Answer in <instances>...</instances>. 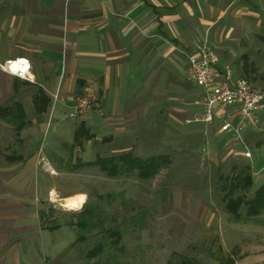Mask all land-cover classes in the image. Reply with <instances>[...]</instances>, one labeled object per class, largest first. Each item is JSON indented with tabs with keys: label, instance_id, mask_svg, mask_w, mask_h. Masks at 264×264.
I'll use <instances>...</instances> for the list:
<instances>
[{
	"label": "crops",
	"instance_id": "obj_1",
	"mask_svg": "<svg viewBox=\"0 0 264 264\" xmlns=\"http://www.w3.org/2000/svg\"><path fill=\"white\" fill-rule=\"evenodd\" d=\"M195 42H206L217 53L221 73L229 67L236 78L260 85L257 79L264 78V0H0V63L27 60L32 66L27 80L2 69L14 77L13 104L31 93L35 110L33 98L38 88L51 101L49 111L20 136L29 137L33 145L42 141L44 147L45 135L52 127L57 140L47 144L51 154L60 153L67 144L63 138L69 137L72 145L82 125L95 136L84 145L121 137L131 140L134 130L126 127L136 124L141 113L165 118L168 135L203 141L209 157L235 153L252 160L254 154L263 153L264 114L261 128L245 130L241 139L227 133L221 119L210 125L185 123L195 111L190 104L200 93L188 80L184 54ZM88 84L99 94L103 113L91 111L74 124L66 123L62 117ZM20 102L27 111L26 104ZM87 148L86 153H92ZM15 156L24 160L8 159L11 166L0 169V175H9L7 180L1 179L0 199L13 200L0 203L1 211H11L13 224L5 236L0 233L4 242L0 264H52L57 243L53 236L58 231L43 226L41 214L43 202L55 191L51 192L38 153H13L8 158ZM51 156L59 168L61 159ZM249 167L254 185L261 183L259 188L264 180L253 172L252 162ZM4 219L2 213L3 233ZM63 249L57 260L67 247Z\"/></svg>",
	"mask_w": 264,
	"mask_h": 264
},
{
	"label": "rangeland",
	"instance_id": "obj_2",
	"mask_svg": "<svg viewBox=\"0 0 264 264\" xmlns=\"http://www.w3.org/2000/svg\"><path fill=\"white\" fill-rule=\"evenodd\" d=\"M2 64L4 65L0 63ZM12 79L14 77L4 74L0 66V106L13 104ZM257 80L262 83L256 86L264 85V78ZM26 88L21 86L22 91H27ZM31 95H22L18 100L26 104L29 121L33 123L37 116L31 106ZM69 114L70 111L62 118L66 119V123L74 124L76 120L71 119ZM153 121L157 123L155 126L151 124ZM126 128L134 130L135 138L133 136L130 140L128 137H121L110 142H91L89 146L85 143L83 151H79V148L70 149L71 144L68 142L71 139L66 137L62 142L67 144L62 146L60 153L51 154L48 151V142L57 140L52 127L45 135L43 147L42 141L33 145L29 137L18 136L12 126L5 122L0 123V169L11 166L8 155L38 153L39 165L41 158L45 157L57 172L58 169L61 170L58 175H51L44 170L46 175H49L51 192L55 191L50 195H56L59 198L57 200H61L60 203L65 206L58 203L55 208L48 199L43 202L47 215L43 226L58 231L53 236L57 243L51 255L52 264L59 260L57 257L65 250L64 246L67 247L65 253L75 246V230L69 224L74 221L73 213L81 210L85 204L80 209L71 210L75 208L71 198L83 196L87 202L90 199L97 200L99 195L109 192L122 194L126 199L125 206L121 197L112 205L103 203L108 216L107 225L123 226L122 244L127 254L126 258L121 260L124 264H168L172 256L178 254L194 258L200 264H221L220 259L233 254L236 264H264V214L259 218L263 222H236L226 211L222 191L224 181L220 180V176L231 173L234 166H250L252 162L253 172H257L263 181L264 150L263 153L254 154L252 160L235 153H216L209 157V153H204L203 141L180 134L168 135L167 130L170 128L166 125L165 118L145 117L143 113L136 120V124ZM261 133V138L264 139V132ZM87 147L91 148L92 153H86ZM123 149L133 150L142 158L170 154L174 163L151 182L140 181L134 176L111 179L101 173L99 167L78 171L68 167L70 158H73L74 162L80 157L86 161H95L99 155L111 156ZM50 154L61 159L59 168L54 166L53 156ZM50 177L56 181H52ZM6 178H9V175H0V190L3 187L1 183L4 184L1 179L7 180ZM260 184L258 182L251 190L238 192L236 196L251 199ZM12 201V198L0 199L3 204H11ZM139 211L141 221L133 224L131 219L136 218ZM2 213L6 218L3 221L6 232L3 233L2 228L0 233L4 235L11 230L13 224L10 220V210L3 212L0 206V215ZM2 239L3 237H0V247L4 244ZM95 239H90L82 249H90ZM77 247L78 245L72 251L73 255L71 252L67 254L62 264H85L75 254Z\"/></svg>",
	"mask_w": 264,
	"mask_h": 264
},
{
	"label": "trees",
	"instance_id": "obj_3",
	"mask_svg": "<svg viewBox=\"0 0 264 264\" xmlns=\"http://www.w3.org/2000/svg\"><path fill=\"white\" fill-rule=\"evenodd\" d=\"M16 95H18V84L15 85ZM35 114L39 118L49 111L51 101L47 94L38 88L33 98ZM5 122L13 126L17 135L31 124L27 111L22 102L17 101L12 106L0 107V123ZM95 136L84 126H80L76 133L74 143L70 146L73 150L77 147L82 148L85 141L93 140ZM10 161H23V156L9 157ZM174 163L170 154H159L142 158L137 156L133 150H124L111 156H97L95 161L85 162L77 158L68 161V167L73 171L85 168L99 167L101 173L111 179L123 177H136L143 182L153 181L160 173L170 168ZM223 180L222 191L224 193L223 202L228 214L236 222L258 220L264 214V183L254 192L251 199L243 196H236L238 192L249 191L254 185L251 167H233L231 173L220 176ZM121 197L123 205H126L124 195L109 192L105 195H99L97 200H88L83 208L75 211L73 214L74 221L69 224L75 230L76 239L74 245H78L76 255L85 264H124L121 260L125 259L127 254L125 246L122 244L124 239L123 226H108V216L106 207L103 203L112 205ZM43 221L47 219L46 213L41 214ZM133 224L141 221V211L136 214V218L131 219ZM137 220V221H136ZM262 221V220H261ZM263 222V221H262ZM264 223V222H263ZM95 239L93 246L88 250H83L90 239ZM75 246L64 253L56 264H62L67 254L74 251ZM73 255V253H72ZM221 264H236L234 254L220 259ZM168 264H200L194 258L173 255Z\"/></svg>",
	"mask_w": 264,
	"mask_h": 264
},
{
	"label": "built area",
	"instance_id": "obj_4",
	"mask_svg": "<svg viewBox=\"0 0 264 264\" xmlns=\"http://www.w3.org/2000/svg\"><path fill=\"white\" fill-rule=\"evenodd\" d=\"M184 54L189 64L188 80L200 88V93L190 104L195 111L185 121L187 125H210L216 119H221L224 123V130L239 139L245 130L261 128L264 114V88L257 87L244 78H236L229 67L221 73L218 69L219 56L206 42L193 43ZM16 62L21 63L24 71L11 72L9 65ZM0 66L8 73L24 80L28 79V73L32 68L27 60L9 61ZM57 101L58 96L54 97L53 107ZM91 111L103 113L99 94L93 85L88 84L76 95L69 117L78 120ZM204 153L206 154L205 151ZM40 166L51 175H58L45 157L41 158ZM56 197L52 194L48 198L55 208L61 202ZM61 206L64 205L61 204Z\"/></svg>",
	"mask_w": 264,
	"mask_h": 264
},
{
	"label": "bare ground",
	"instance_id": "obj_5",
	"mask_svg": "<svg viewBox=\"0 0 264 264\" xmlns=\"http://www.w3.org/2000/svg\"><path fill=\"white\" fill-rule=\"evenodd\" d=\"M9 68H10L12 73H19L21 71H24V67L21 65L20 62L10 64ZM22 74H26V73H22ZM71 201H73L75 203V208H73L71 210H77V209L82 208V206L86 202V199L83 196H76V197L71 198Z\"/></svg>",
	"mask_w": 264,
	"mask_h": 264
}]
</instances>
